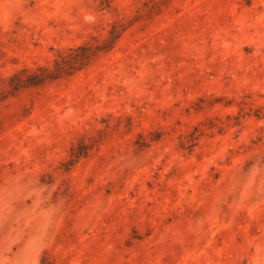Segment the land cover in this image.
Masks as SVG:
<instances>
[{
    "label": "rangeland",
    "instance_id": "1",
    "mask_svg": "<svg viewBox=\"0 0 264 264\" xmlns=\"http://www.w3.org/2000/svg\"><path fill=\"white\" fill-rule=\"evenodd\" d=\"M0 264H264V0H0Z\"/></svg>",
    "mask_w": 264,
    "mask_h": 264
}]
</instances>
